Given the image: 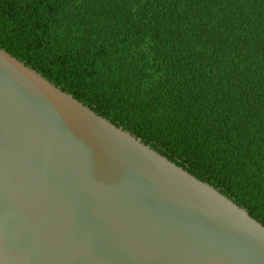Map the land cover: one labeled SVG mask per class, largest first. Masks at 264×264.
<instances>
[{
  "label": "trees",
  "instance_id": "16d2710c",
  "mask_svg": "<svg viewBox=\"0 0 264 264\" xmlns=\"http://www.w3.org/2000/svg\"><path fill=\"white\" fill-rule=\"evenodd\" d=\"M0 48L264 226V0H0Z\"/></svg>",
  "mask_w": 264,
  "mask_h": 264
},
{
  "label": "water",
  "instance_id": "95a60500",
  "mask_svg": "<svg viewBox=\"0 0 264 264\" xmlns=\"http://www.w3.org/2000/svg\"><path fill=\"white\" fill-rule=\"evenodd\" d=\"M0 264H264V226L0 48Z\"/></svg>",
  "mask_w": 264,
  "mask_h": 264
}]
</instances>
